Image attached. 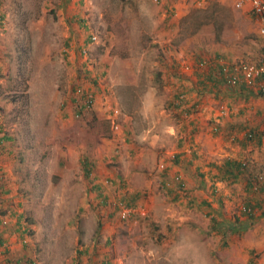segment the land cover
I'll use <instances>...</instances> for the list:
<instances>
[{
	"label": "rangeland",
	"instance_id": "1",
	"mask_svg": "<svg viewBox=\"0 0 264 264\" xmlns=\"http://www.w3.org/2000/svg\"><path fill=\"white\" fill-rule=\"evenodd\" d=\"M1 13L2 154L13 151L15 179L0 207L10 223L23 215L36 261L264 264L262 213L242 218L240 195L214 218L189 210L162 186L159 167L174 150L168 126L182 120L173 99L189 80L172 64L215 53L259 61L264 38L248 13L228 0H3ZM79 86L97 95L84 118L72 100ZM157 129L165 138L154 148Z\"/></svg>",
	"mask_w": 264,
	"mask_h": 264
},
{
	"label": "crops",
	"instance_id": "2",
	"mask_svg": "<svg viewBox=\"0 0 264 264\" xmlns=\"http://www.w3.org/2000/svg\"><path fill=\"white\" fill-rule=\"evenodd\" d=\"M228 1L233 3L232 0ZM196 2L199 1L196 0ZM241 11L251 16L258 25L259 34L264 38L254 15L248 8ZM176 30V28L170 30L169 34H175ZM215 56H225L229 60H245L254 63L264 60V54L259 61L232 58L220 53L205 54L200 57ZM193 61L188 62L192 63ZM179 62L182 63V61H174L172 64L174 69H177ZM187 75H189V80L186 81L188 85L182 90L188 92L190 102L200 104L201 111L191 118H187L183 114L181 118L179 114L180 116H178L182 120L178 119L171 123V126H168L167 137L175 138V145H173L174 150L166 151L170 163H167L169 167L167 166L166 171L162 172L164 178H162L161 184L176 200L187 202L184 204L188 205L189 210L199 209L204 210V213L207 211L206 215L211 216V218H214L215 215L209 212H214L215 206L222 208V204L226 202L225 199H230V196L235 199L240 195L244 201L239 204V214L245 220L252 222L261 213L264 215V183L259 190H255L251 180V175L264 173V93L258 87L247 88L242 85L233 87L214 81L212 78H204L199 72L187 73ZM72 100L74 104V96ZM220 104L229 107V115L218 119V106ZM173 108H175L176 113L179 112L174 104ZM218 120L220 121V129L215 132L213 124L218 123ZM157 131L158 135L152 136V140L155 141L152 144L154 148L163 144L158 137H164L162 133L159 134L162 130L157 129ZM249 133H252L253 137L249 138L247 136ZM2 137L3 140L10 141V136L5 132ZM7 142L0 147V158ZM12 152L10 151L9 155L2 154L4 165H1L5 166L6 163L10 180L9 189L6 186H0L2 191H0V204L1 198L4 195L9 197L13 191L15 177L12 175L14 173L11 172ZM243 163L248 164L247 168H243ZM177 173L184 176L188 185L190 195L187 192L186 197L176 190L175 186L169 185ZM210 186L211 190H209ZM197 187H200V190H197ZM208 191L211 193L210 195ZM243 203L253 206L257 215L252 218L245 215L241 211ZM2 208L0 207V211H2L0 212V264H42L40 260L39 262L36 261L31 255V244L24 243V240L28 238L26 236L27 230L24 229L25 225L16 224L14 221L4 224L6 212ZM222 223L216 221L215 224L221 225Z\"/></svg>",
	"mask_w": 264,
	"mask_h": 264
},
{
	"label": "built area",
	"instance_id": "3",
	"mask_svg": "<svg viewBox=\"0 0 264 264\" xmlns=\"http://www.w3.org/2000/svg\"><path fill=\"white\" fill-rule=\"evenodd\" d=\"M200 5H206L209 4L213 0H198ZM233 5L237 10H243L248 8V10L254 15L257 22L260 25V31L264 35V0H232ZM3 0H0V25L3 24L5 16L3 13H1V4ZM98 37L97 35H92L90 39V43H96ZM82 54L84 56H87L90 54V49L88 46H84L82 48ZM177 69L181 73H194L199 72V74L202 75L204 78H212L214 81L222 82L224 84H227L229 86H245L247 88H256L264 93V60L259 63L249 62L245 60H229L225 56H215V57H200L199 59H196L192 63L189 62H179L177 64ZM180 91H178L179 93ZM96 93L95 91L85 88L82 86H79L76 88L74 93V101H75V107L76 109L79 108L78 112L76 113L77 118H84L86 115L90 114L95 107L96 104ZM175 104L179 107L177 108L179 111L181 110L184 113V116L187 118H191L193 115L199 113L201 111V106L197 102H190L189 96L186 91L179 93L178 99L175 100ZM122 115V111L119 109H114V116L115 119L112 120V129L116 132L120 129L119 123L116 121V118L118 116ZM229 115V107H227L224 104H220L218 106V119L224 118ZM219 120L218 123L213 124V130L217 132L220 128L219 126ZM2 125V127H1ZM3 124L1 121L0 116V147H2L3 141L1 140V137L3 134ZM249 138L253 137L252 133H249L247 135ZM248 164L243 163V168H247ZM161 170H166L167 165L163 162L159 165ZM7 176L4 167L0 166V186H6L8 187L9 183L6 182ZM252 183L255 190H259L260 186L264 183V173H255L252 176ZM173 183V184H172ZM3 184V185H2ZM169 185L175 186V188L185 195V197L188 195L186 193L187 184L184 176L181 173H177L173 179L172 182L169 183ZM1 191V189H0ZM2 192V191H1ZM120 212L121 217L123 219L129 217L132 214L133 208L126 205L124 202L120 203ZM4 214L6 217L4 219V224H8L10 222L9 220V213L7 212ZM241 211L245 213L248 217L252 218L253 216L257 215V211L253 206H250L248 204H242L241 205ZM2 212V211H0ZM11 214V213H10ZM213 217V216H212ZM21 222V225H25L24 229L27 230V233H30V227H27V223L25 222V219L19 220ZM26 233V236H27ZM30 241L27 239L24 240L25 244H28Z\"/></svg>",
	"mask_w": 264,
	"mask_h": 264
},
{
	"label": "trees",
	"instance_id": "4",
	"mask_svg": "<svg viewBox=\"0 0 264 264\" xmlns=\"http://www.w3.org/2000/svg\"><path fill=\"white\" fill-rule=\"evenodd\" d=\"M181 91H182V90H180L179 93H181ZM183 92H184V90H183ZM186 92H187V91H186ZM179 93L177 92L176 95H175V98L173 99V104H174V106H175L176 108H179V107L175 104V100L178 99V95H179ZM187 94H188V92H187ZM74 111H75V112H78V111H79V108L76 109V107H75V108H74ZM179 112L181 113V114H180L181 116H182V114L184 115V113H183L181 110H180ZM1 127H2V125H1ZM1 140H3V137H1ZM85 168H86V172H87V174L89 175V174H90V167H89V164L86 163V164H85ZM251 177H252V175H251ZM167 187L169 188L168 185H167ZM98 189H99V188H98ZM130 201H131V200H128V199H127V201H126L127 203H126V204L129 205L130 207H132V205L130 204V203H131ZM5 212H6V210H5ZM23 218H24L23 215H19L18 218H17V219H18V220H17V223L21 225V222H19V220H22V221H23V220H24ZM17 223H16V224H17ZM20 225H18V226H20ZM155 228L157 229V227H155Z\"/></svg>",
	"mask_w": 264,
	"mask_h": 264
}]
</instances>
